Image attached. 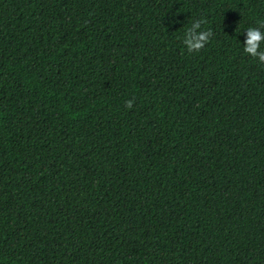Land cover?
Returning <instances> with one entry per match:
<instances>
[{"label": "trees", "instance_id": "trees-1", "mask_svg": "<svg viewBox=\"0 0 264 264\" xmlns=\"http://www.w3.org/2000/svg\"><path fill=\"white\" fill-rule=\"evenodd\" d=\"M260 22L264 0H0V264H264Z\"/></svg>", "mask_w": 264, "mask_h": 264}, {"label": "clouds", "instance_id": "clouds-1", "mask_svg": "<svg viewBox=\"0 0 264 264\" xmlns=\"http://www.w3.org/2000/svg\"><path fill=\"white\" fill-rule=\"evenodd\" d=\"M205 23V20L197 19L184 32L182 43L187 52L198 53L210 42L214 34L211 29L203 28ZM245 37L244 52L258 60L259 63L264 64V49L261 48V45L264 44V22H260L258 27L247 28ZM133 103V100H129L126 102V106L131 109Z\"/></svg>", "mask_w": 264, "mask_h": 264}]
</instances>
